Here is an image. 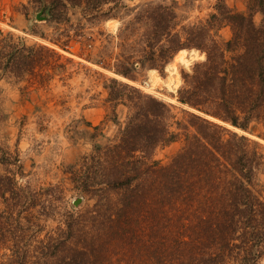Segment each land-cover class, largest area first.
<instances>
[{"label": "trees", "instance_id": "1", "mask_svg": "<svg viewBox=\"0 0 264 264\" xmlns=\"http://www.w3.org/2000/svg\"><path fill=\"white\" fill-rule=\"evenodd\" d=\"M26 2L58 32L29 43L0 27V80L38 90L84 67L103 78L117 131L98 143L99 125L86 122L92 148L64 167L71 188L92 200L83 208L59 183L21 181L18 140H0V264H260L264 145L247 133L264 139V0H245L244 10L227 0ZM113 19L115 31L93 30ZM182 49L203 57L180 71L178 115L129 81L162 72ZM9 117L0 99V133ZM170 144L178 147L168 161L154 157Z\"/></svg>", "mask_w": 264, "mask_h": 264}, {"label": "rangeland", "instance_id": "2", "mask_svg": "<svg viewBox=\"0 0 264 264\" xmlns=\"http://www.w3.org/2000/svg\"><path fill=\"white\" fill-rule=\"evenodd\" d=\"M146 0H126L128 5H133ZM169 1V0H166ZM228 4L236 10L245 9V0H227ZM41 10L27 4L26 0H0V27L11 30L17 35L25 37L31 43L43 40L40 35L56 36V24L46 19L36 18ZM193 14H196L194 12ZM46 16V15H45ZM116 20V19H113ZM108 20L94 28L104 32L115 31L118 26ZM223 37L230 35L229 28L220 31ZM99 40L95 43L98 44ZM60 52L78 60L76 55L66 52L55 46ZM70 50H80V44L71 41ZM193 51L187 50L185 61L177 62L175 68L168 66L170 61L161 72L157 69H145L141 72L138 81H129L138 86L143 92L158 97L175 106V111L180 115V104L177 102L175 93L181 84V69H188L193 61L203 57H195ZM86 52V50H85ZM81 60V59H80ZM83 61V60H82ZM102 70L111 75L109 71ZM126 80L125 78H122ZM103 78L84 67H80L64 80L55 76L48 88L33 90L25 87V82H16L13 79L0 80V99L4 108L9 113V122L0 133V140L13 146L18 140L20 158L24 166L26 177L21 181H29L32 185H45L59 183L65 190V198L73 205L75 198L81 197V202L74 208H83L92 202L87 196L79 195L71 188L64 167L70 163H76L81 156L90 152L92 139L89 133L93 125H99L101 132L97 136L98 143H104L112 139L117 131V125L109 120L108 106L103 104L104 92L101 89ZM119 120L124 119L125 110L117 108ZM91 122L92 126L86 125ZM233 128L230 125H227ZM236 131L239 129L233 128ZM247 133V132H246ZM259 140L264 145V139L247 133ZM177 144L159 147L154 152V157L166 162L171 154L177 149ZM260 183L264 186V172L260 175ZM55 221L44 222L45 229L54 227ZM260 264H264V259Z\"/></svg>", "mask_w": 264, "mask_h": 264}, {"label": "bare ground", "instance_id": "3", "mask_svg": "<svg viewBox=\"0 0 264 264\" xmlns=\"http://www.w3.org/2000/svg\"><path fill=\"white\" fill-rule=\"evenodd\" d=\"M111 22V24H113V25H116L117 24V21L116 20H111L110 21ZM186 53H187V50H185V49H182V50H180L178 53H177V55L175 56V59L168 65V66H171L172 68H175V66H176V64H177V62H179V61H185V60H187V58H186ZM193 53H194V56L197 58V57H202V55H200L199 54V52L198 51H193Z\"/></svg>", "mask_w": 264, "mask_h": 264}, {"label": "water", "instance_id": "4", "mask_svg": "<svg viewBox=\"0 0 264 264\" xmlns=\"http://www.w3.org/2000/svg\"><path fill=\"white\" fill-rule=\"evenodd\" d=\"M36 18H37V19H40V20H43V19H46L47 16L42 15V14L39 12V13L36 14ZM174 56H175V55H174ZM173 58H174V57H172V59H173ZM172 59H171V61H172ZM236 129H237V128H236ZM80 202H81V197L75 198V199L73 200V205H74V206H78Z\"/></svg>", "mask_w": 264, "mask_h": 264}]
</instances>
